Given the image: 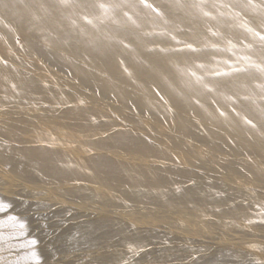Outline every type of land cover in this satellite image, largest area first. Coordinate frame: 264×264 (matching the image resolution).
Masks as SVG:
<instances>
[{
	"label": "bare ground",
	"instance_id": "obj_1",
	"mask_svg": "<svg viewBox=\"0 0 264 264\" xmlns=\"http://www.w3.org/2000/svg\"><path fill=\"white\" fill-rule=\"evenodd\" d=\"M15 107L84 138L0 116V219L41 264H264V0H0Z\"/></svg>",
	"mask_w": 264,
	"mask_h": 264
},
{
	"label": "rangeland",
	"instance_id": "obj_2",
	"mask_svg": "<svg viewBox=\"0 0 264 264\" xmlns=\"http://www.w3.org/2000/svg\"><path fill=\"white\" fill-rule=\"evenodd\" d=\"M23 40V38H22V36L21 35H18L17 36V41L18 42H21ZM3 110L5 111V110H9V111H12V112H14L15 114H13V119L14 118H17V119H27L28 120V122L27 123H25V125H26V127L30 130V133L29 134H35L33 131H34V129H38V130H45V129H48V128H52L53 130H52V132L56 135V136H58V137H60V138H63V139H67L68 140V143H67V146L68 147H70V148H73V149H75V148H80V149H82V148H84L85 147V145H84V138L83 137H81V136H79V135H76V133H72V132H68V131H65V130H63L60 126H58L57 124H54V123H58V118L57 117H55V115L54 116H47V118H45L46 116H41V115H38L37 113H34V112H32L31 113V111L30 110H28V109H24V108H2V109H0V116H2L1 114H2V112H3ZM30 111V112H29ZM17 112V113H16ZM1 119V118H0ZM66 133H69V135L68 134H66ZM159 136H161V135H159ZM80 155H83V153H81ZM117 156L119 157V159H121V161H124V162H128V163H131V165H136V164H138V163H140L141 161V159L136 155V154H133V153H130V154H121V153H118L117 154ZM8 184V182H6V181H0V186L2 187V186H5V185H7ZM48 209V208H47ZM46 209V211H51V210H53V208L52 207H50L48 210ZM8 215H15V216H17L18 217V215H20L21 216V214H13V213H11V214H8ZM7 215V216H8ZM22 215L23 216H26V215H28V213H26L25 214V212H23L22 213ZM54 219V220H53ZM53 221L55 222H53L52 221V223L54 224V226L55 227H59V225L60 224H63L62 223V219H61V215H57V216H54L53 217ZM61 219V220H60ZM64 220V219H63ZM59 223V224H58ZM43 224V223H42ZM44 229V228H43ZM54 229H56V228H54ZM31 234H30V233ZM38 233V232H37ZM28 237L30 238H35L37 241H39L38 242V245H37V247H39V245H40V242L42 241V239H44V238H46V237H48V234H46V233H41V234H39L38 235V237H37V235H36V231H32L31 229H29L28 228ZM36 235V236H35ZM44 235V236H43ZM39 236H40V238H39ZM43 236V237H42ZM188 236H186V238H187ZM191 241V240H190ZM153 247L155 246V245H152ZM151 246V247H152ZM148 247H150V246H148ZM36 250H38V248L36 249ZM20 253V254H19ZM14 254L15 255H17L18 257H20L23 253L21 252V251H14ZM168 264H170L169 262H167ZM174 264H178V263H174ZM189 264H192V262H189Z\"/></svg>",
	"mask_w": 264,
	"mask_h": 264
},
{
	"label": "snow or ice",
	"instance_id": "obj_3",
	"mask_svg": "<svg viewBox=\"0 0 264 264\" xmlns=\"http://www.w3.org/2000/svg\"><path fill=\"white\" fill-rule=\"evenodd\" d=\"M10 208V204L0 200V215L8 212ZM6 242L9 250L23 253L13 264H41V257L36 250L38 241L28 237L27 222L15 215L0 219V252L4 251L3 245ZM0 264H3L2 258H0Z\"/></svg>",
	"mask_w": 264,
	"mask_h": 264
}]
</instances>
